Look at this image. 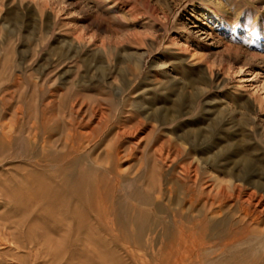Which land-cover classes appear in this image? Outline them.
Instances as JSON below:
<instances>
[{"label":"rangeland","instance_id":"obj_1","mask_svg":"<svg viewBox=\"0 0 264 264\" xmlns=\"http://www.w3.org/2000/svg\"><path fill=\"white\" fill-rule=\"evenodd\" d=\"M238 172L264 188V0H0V264H139L64 174L180 226ZM253 227L202 253L264 255Z\"/></svg>","mask_w":264,"mask_h":264},{"label":"bare ground","instance_id":"obj_2","mask_svg":"<svg viewBox=\"0 0 264 264\" xmlns=\"http://www.w3.org/2000/svg\"><path fill=\"white\" fill-rule=\"evenodd\" d=\"M237 152L233 150V154ZM85 177L78 179L64 174L62 179L72 190V194L85 198L89 207L93 208L98 218L105 223L109 234L122 242L139 264H264L262 253L257 251L249 255L248 249L241 250L239 257L232 258H223L221 255L204 256L202 253L214 239L228 238L226 245L233 244L239 239L238 234H247L254 229L253 225H258L264 217V204L261 201L263 196L259 202H252L256 191L264 193L263 184L255 180L253 174L231 173L232 192H218L221 200L220 209L217 211L213 210L215 198L205 213H195L191 206L188 208L185 203L178 215L180 226H177L175 218L168 223H158L153 220L147 209L123 202L116 194L117 185L106 183L102 177L96 182L95 188L90 186ZM245 187L253 190L243 195ZM45 189V193L56 192L48 186ZM129 196L138 203L150 204V198L140 189L130 192ZM185 198L184 195V202ZM228 201L235 202V210L243 211L241 219L235 220L231 226L228 224L230 229H226L227 222L224 220L216 221L219 212L223 210L221 204ZM243 204L247 205L240 208ZM203 206H207V202ZM229 207L231 209L232 205Z\"/></svg>","mask_w":264,"mask_h":264}]
</instances>
